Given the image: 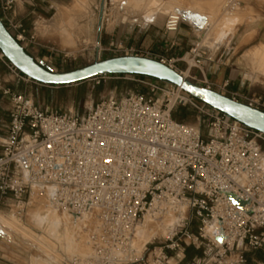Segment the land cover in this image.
I'll return each instance as SVG.
<instances>
[{
    "label": "built area",
    "instance_id": "2783aa9c",
    "mask_svg": "<svg viewBox=\"0 0 264 264\" xmlns=\"http://www.w3.org/2000/svg\"><path fill=\"white\" fill-rule=\"evenodd\" d=\"M35 1L0 0L1 21L26 50L36 44L37 35L29 33L15 9ZM182 21L177 10L170 12L166 32H177ZM96 49L98 59L102 52L150 55L113 43L103 47L99 42ZM189 59L193 65L183 58L157 60L216 90L204 74L202 55L191 49ZM180 61L188 65L187 75L177 67ZM9 66L16 77L32 80ZM192 68L199 77L190 74ZM102 77L143 83L148 93L101 100L81 118L42 107L3 87L0 79L2 96L11 105L0 155V213L22 219L31 200L42 198L72 218H93L88 253L79 264H170L186 247L212 248L216 264H248L250 254L264 251V133L168 82L129 74L92 80ZM225 86L216 91L223 94ZM170 90L180 103L181 94L190 97L206 118L205 131L173 117L174 105L158 98ZM231 98L264 111L262 95ZM231 196L244 204H235ZM168 215L179 217L178 223L163 242L146 245L138 255V223Z\"/></svg>",
    "mask_w": 264,
    "mask_h": 264
},
{
    "label": "rangeland",
    "instance_id": "374dc122",
    "mask_svg": "<svg viewBox=\"0 0 264 264\" xmlns=\"http://www.w3.org/2000/svg\"><path fill=\"white\" fill-rule=\"evenodd\" d=\"M169 2V0H36L33 6L29 4L22 5L21 3L20 5L26 8L30 7L37 11L38 14L43 13L45 15V20L36 19L38 21H32L33 23H37L41 32L40 34L36 33L37 38L34 45L37 46L41 43L45 50L43 56H45L47 60L46 64L50 68L57 72H64L82 68L97 61L111 58L112 56L121 55V53L102 52L100 59H98L96 32L90 23L92 19H96L99 11H102V16L103 14L104 16L110 15L117 19L123 17V12H126V15L127 13H131L138 17L141 11L148 10L147 18L152 19L159 14H167L173 11L174 5H171ZM200 10L199 6L191 8V11L201 14ZM55 14L57 15L53 18ZM235 14L234 12L228 17L227 21L233 22ZM58 18L68 30L60 31L63 27L58 28ZM33 23H31L32 26H34ZM53 26L54 28L57 27V30ZM39 35L44 38L39 40ZM34 45H30L28 49L31 50ZM4 59L11 64L6 58ZM186 61L189 63L190 59L187 57ZM186 66L188 65L186 64ZM252 66L254 71L263 73L259 63L258 65L252 64ZM177 67L180 68L178 65ZM195 69L192 68V70ZM17 79L20 78L17 77ZM30 81L32 82V80ZM34 83V92H29V97L38 105L42 107L49 106L62 112L76 114L81 118L87 115L92 105L101 100L110 97L120 99L126 95L139 92L148 93V88L145 84L131 79L116 77H102L96 80L89 79L80 84H71L63 87L50 86L38 82ZM39 84L44 86H39ZM181 97L184 99L180 103L176 92L173 93L170 90L166 93L160 92L158 94V98L163 100L164 103L174 105L176 111L183 110L187 113L185 118L177 117L178 120L199 126L205 131L206 118L191 104L190 97L184 94H181ZM262 148L264 149V145ZM31 203L22 219L13 217L8 212L0 213V216H3L11 223L10 226H6L8 230L6 235L0 233V264H79L80 258L86 254L87 238L91 232L92 225L95 224V220L89 217V219H86L87 222L82 224L78 222V218H73L72 221H75L81 227L78 229L79 232H75L74 237L71 239V247L68 249L66 241H64L66 240L64 228L61 229L62 235L60 237H56V235L50 233L51 221L57 218L66 220L65 213L57 211L52 207H49L47 211H41V207L47 204L45 199L31 200ZM37 212H41L45 216V223L41 226L35 222ZM81 219L83 220L84 218ZM145 221L146 218H143L138 223L136 230L134 244H136L135 247L139 250L138 255L143 253L146 245L150 248L153 242H163L169 233H165L159 229L158 233L140 249L137 245L139 240L138 229L140 227L143 228ZM196 225L195 223L193 228H196ZM259 252L264 254L263 250ZM249 256H252L254 260L249 261L248 264H264L255 254H250Z\"/></svg>",
    "mask_w": 264,
    "mask_h": 264
},
{
    "label": "crops",
    "instance_id": "0c3cea01",
    "mask_svg": "<svg viewBox=\"0 0 264 264\" xmlns=\"http://www.w3.org/2000/svg\"><path fill=\"white\" fill-rule=\"evenodd\" d=\"M169 1L171 5H174V10H191L192 7L199 6L201 9L199 12L208 19L205 28L198 30L191 23L183 20L177 32H166L165 21L172 11L159 14L152 19L147 18L148 10L141 11L138 17L135 14L127 13L126 15V12H123V17L117 19L110 15L104 16L103 14L102 16V11H99L96 19H92L90 23L96 32V42H100L103 47H109L113 43L121 45L124 49H144L149 51V57L166 60L182 58L186 60L187 57L189 58L191 49H195L202 55L204 74L214 89L220 90L226 85L223 94L229 97L233 94L264 96V0ZM234 12L236 13L233 17L235 20L228 22V17ZM15 14L25 24L29 33H41L37 23L32 21L45 20L43 13L38 14L30 7L26 8L18 4ZM57 22L58 28L63 27L61 30L64 31L66 27L59 21V18ZM54 29L57 30V27ZM43 38L41 35L38 36L39 40ZM27 52L38 61H47L43 56L45 50L41 43L32 46L31 50L27 49ZM258 63L263 73L254 71L252 64L258 65ZM177 65L181 70L187 71L186 63L180 61ZM190 74L199 77L200 71L190 70ZM0 79L3 87L11 88L15 92L28 96L29 92H34L35 83L17 79L9 63L1 57ZM39 86L44 85L39 84ZM10 108L9 101L2 96V91H0V155L2 144L7 137ZM252 260H254L253 257ZM170 264L216 263L213 260L212 248L186 247L172 256Z\"/></svg>",
    "mask_w": 264,
    "mask_h": 264
},
{
    "label": "water",
    "instance_id": "95a60500",
    "mask_svg": "<svg viewBox=\"0 0 264 264\" xmlns=\"http://www.w3.org/2000/svg\"><path fill=\"white\" fill-rule=\"evenodd\" d=\"M183 20L196 29L203 30L208 23L206 16L189 9H177ZM0 51L22 74L30 79L50 86H67L87 81L102 75H139L168 82L180 87L196 100L225 113L246 126L264 133V111L216 90L208 89L184 77L169 65L153 58L134 55H120L75 70L57 72L36 60L11 35L0 19ZM235 204L244 203L231 196ZM0 233L4 232L0 228Z\"/></svg>",
    "mask_w": 264,
    "mask_h": 264
},
{
    "label": "bare ground",
    "instance_id": "6f19581e",
    "mask_svg": "<svg viewBox=\"0 0 264 264\" xmlns=\"http://www.w3.org/2000/svg\"><path fill=\"white\" fill-rule=\"evenodd\" d=\"M53 28H54V26H53ZM64 29L68 30L66 28H64ZM60 31H62V30H60ZM69 36H70V34H69ZM190 63L192 64L193 62L190 61ZM188 72H189V70L187 72H185V75H187ZM46 203L47 204L45 206L43 205L44 207H41V209H40L41 211H47L49 209V207L54 208L53 206H51L48 203L47 200H46ZM43 204H45V203H43ZM54 209H56V208H54ZM57 211H59V210H57ZM64 213H65L64 215L66 217V220H61V219L57 218V219H54L53 221H51V223H50V228H51L50 233L53 234V235H56V237H60L62 235L61 234V229L64 228V237L66 239L64 241H66L65 242L66 243V247L68 249H70L71 243H72L71 239L74 237L75 232H77L78 229H80L79 227H81V225L79 226L78 223H76L75 221L73 222L72 221L73 218L70 215H68L67 212H64ZM86 219H88L87 216H85V218L83 220L82 219L81 220L78 219V222H81L82 224H84V222H87ZM35 220L34 221L37 222V225L41 226V225H43L45 223V216L41 212H37V214L35 216ZM178 221H179V217H177L175 215H168V216H165V217H157V218H155L153 216H147L146 217V221H145V223L143 225V228L140 227L138 229V237H139V240H138V243H137L138 248L141 249L142 246H144V244L148 240H150L154 235H156L158 233L159 229H160V231L163 230V232H165V233L170 232L171 229L174 228V226L178 223ZM10 225H11V223H10L9 220L4 218L3 216H0V228L4 232L3 235H6V232H8V230L6 229V226H10ZM3 227H5V228H3ZM137 228H138V226H137ZM137 228H136V230H137ZM134 245L136 246V244H134ZM87 253H88V247H87V250H86V254Z\"/></svg>",
    "mask_w": 264,
    "mask_h": 264
},
{
    "label": "trees",
    "instance_id": "16d2710c",
    "mask_svg": "<svg viewBox=\"0 0 264 264\" xmlns=\"http://www.w3.org/2000/svg\"><path fill=\"white\" fill-rule=\"evenodd\" d=\"M85 82V81H84ZM80 83H82V82H80ZM80 83H78V84H80ZM58 87H63V86H58ZM140 93V92H139ZM186 112L185 111H176L175 109H174V111H173V113H172V115H173V117L174 118H176L177 119V117H182V118H185L186 117ZM255 256L258 258V259H260V260H262V261H264V254H262V253H260V252H257V253H255ZM251 256H249V261L251 262Z\"/></svg>",
    "mask_w": 264,
    "mask_h": 264
},
{
    "label": "snow or ice",
    "instance_id": "6c2138e0",
    "mask_svg": "<svg viewBox=\"0 0 264 264\" xmlns=\"http://www.w3.org/2000/svg\"><path fill=\"white\" fill-rule=\"evenodd\" d=\"M234 203H235V201H234Z\"/></svg>",
    "mask_w": 264,
    "mask_h": 264
}]
</instances>
